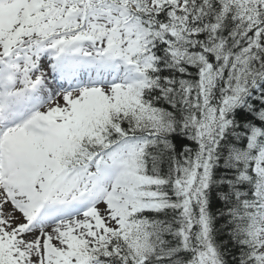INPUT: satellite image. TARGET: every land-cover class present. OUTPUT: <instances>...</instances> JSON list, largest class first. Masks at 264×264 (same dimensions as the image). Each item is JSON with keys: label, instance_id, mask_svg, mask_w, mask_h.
<instances>
[{"label": "snow or ice", "instance_id": "obj_1", "mask_svg": "<svg viewBox=\"0 0 264 264\" xmlns=\"http://www.w3.org/2000/svg\"><path fill=\"white\" fill-rule=\"evenodd\" d=\"M0 264H264V0H0Z\"/></svg>", "mask_w": 264, "mask_h": 264}]
</instances>
